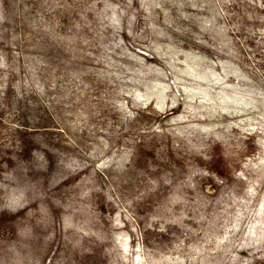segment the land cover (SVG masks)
<instances>
[{"label": "rangeland", "instance_id": "374dc122", "mask_svg": "<svg viewBox=\"0 0 264 264\" xmlns=\"http://www.w3.org/2000/svg\"><path fill=\"white\" fill-rule=\"evenodd\" d=\"M0 264H264V0H0Z\"/></svg>", "mask_w": 264, "mask_h": 264}]
</instances>
